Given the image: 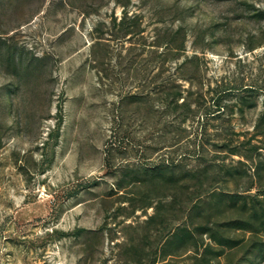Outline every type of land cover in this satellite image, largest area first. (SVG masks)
<instances>
[{"label": "rangeland", "instance_id": "rangeland-1", "mask_svg": "<svg viewBox=\"0 0 264 264\" xmlns=\"http://www.w3.org/2000/svg\"><path fill=\"white\" fill-rule=\"evenodd\" d=\"M0 264H264V0H0Z\"/></svg>", "mask_w": 264, "mask_h": 264}]
</instances>
